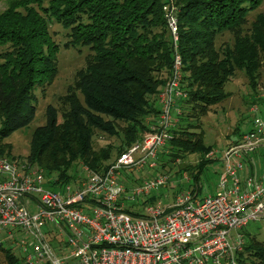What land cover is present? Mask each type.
Returning <instances> with one entry per match:
<instances>
[{
	"label": "trees",
	"instance_id": "16d2710c",
	"mask_svg": "<svg viewBox=\"0 0 264 264\" xmlns=\"http://www.w3.org/2000/svg\"><path fill=\"white\" fill-rule=\"evenodd\" d=\"M4 1L0 8V154L14 157L12 144L4 139L34 118L35 89H45L55 78L61 45H86L85 65L59 96L60 107L48 103L45 122L34 128L27 160L45 169L54 189L74 180L81 162L103 170L155 128L159 95L177 49L185 96L177 101L178 120L158 151L155 172L170 161L198 153L194 163L176 171L179 180L187 171L185 181H190L192 192H200L204 168L214 159L208 155L212 146L203 139L201 117L230 95L225 83L236 69L244 70L250 87L257 88L264 59V11L249 26L246 23L248 13L263 0H173L176 46L164 9L170 0ZM52 21L66 29L62 43L53 37ZM226 30L232 33V42L216 46L217 36ZM257 92L251 104L257 101ZM98 131L117 136L119 142L94 147ZM127 210L142 213L141 207ZM242 231L238 264H264V242L245 227ZM0 249L8 264H25L12 246L0 242Z\"/></svg>",
	"mask_w": 264,
	"mask_h": 264
},
{
	"label": "built area",
	"instance_id": "2783aa9c",
	"mask_svg": "<svg viewBox=\"0 0 264 264\" xmlns=\"http://www.w3.org/2000/svg\"><path fill=\"white\" fill-rule=\"evenodd\" d=\"M165 16L176 46L175 12ZM181 66L176 49L155 128L103 170L81 162L76 178L54 189L42 166L0 154V232L25 264H238L242 229L264 218V160L250 153L264 147V87L250 105L253 126L222 153L213 192L180 189L165 203L157 195L166 172L136 180L156 166L178 120ZM133 204L141 214L127 210Z\"/></svg>",
	"mask_w": 264,
	"mask_h": 264
},
{
	"label": "rangeland",
	"instance_id": "374dc122",
	"mask_svg": "<svg viewBox=\"0 0 264 264\" xmlns=\"http://www.w3.org/2000/svg\"><path fill=\"white\" fill-rule=\"evenodd\" d=\"M6 5L4 0L0 1V8ZM176 4L170 0L164 7L165 11L169 10L175 12ZM264 11V0L262 3L251 10L247 15L246 26L256 17L257 13ZM50 30L53 37L63 42L66 39V29L58 22L52 21ZM232 33L230 31H223L216 38V46L225 42H232ZM89 48L86 45H77L64 47L61 45L57 52V66L58 71L53 81L48 84L45 89L36 87L35 89V104L36 113L34 118L27 125L14 130L4 139L12 144L13 159L17 161H26L29 152V143L31 134L34 128L45 122V108L48 103H52L60 107L59 96L64 94L67 87L75 80L76 71L85 65L86 54ZM264 87V59L260 68L259 83L256 89L250 87L248 79L244 70L236 69L234 74L225 83V89L229 91L228 95L223 100L213 104L211 108L201 117V124L203 129V139L205 143L212 146L214 154L211 161H209L204 168L200 178V192L199 195L208 194L214 191L220 171L223 168L222 153L228 144L240 137L241 133L248 131L253 126V113L250 110V105L253 96L256 92ZM257 92V93H258ZM119 138L115 135H110L107 132L98 131L94 136V147L98 148L107 143H118ZM261 150L250 152L252 156L257 157L260 161L264 159V147ZM261 151L262 156L259 155ZM199 158L198 153L187 154L183 159L170 161L165 167L160 169L169 175L165 188H160L157 197H160L163 202H172L173 196L178 191L176 187L181 189H192V185L184 179L179 180V174L176 171L178 166H184L188 163H194ZM157 162V161H156ZM157 164V163H156ZM80 167L77 169V173ZM146 172L141 173L140 177L152 174L156 171V167L146 169ZM188 174L187 171H183ZM139 174V173H138ZM51 175H54L53 173ZM189 175V174H188ZM179 181V182H178ZM180 190V189H179ZM132 207L136 208L134 204ZM251 234H255L258 239L264 242V218L251 221L245 227ZM243 232V231H242ZM0 242L3 246H10V241L4 240V233L0 232ZM12 248H14L12 246ZM15 252L19 254V250L14 248ZM0 264H8L3 256V251L0 249ZM69 264H73L70 262Z\"/></svg>",
	"mask_w": 264,
	"mask_h": 264
}]
</instances>
